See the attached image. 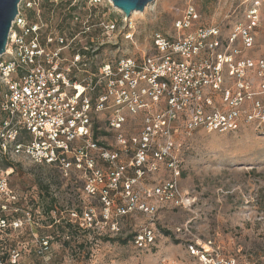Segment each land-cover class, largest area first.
Masks as SVG:
<instances>
[{
	"label": "rangeland",
	"instance_id": "rangeland-1",
	"mask_svg": "<svg viewBox=\"0 0 264 264\" xmlns=\"http://www.w3.org/2000/svg\"><path fill=\"white\" fill-rule=\"evenodd\" d=\"M49 1L58 9L61 4L64 9L77 8L79 20L65 25L64 38L75 40L74 52L90 50L86 72L80 77L98 82V91L91 94L94 102L106 99L102 110L93 113L94 124H99L97 140L110 156L118 154V165L126 169L109 204L99 195L86 194L81 172L64 177L24 158L13 159L11 170L0 161V175L8 179L16 196L1 214L10 226L0 232V256H12L16 250V264H203L192 249L211 243L213 264H264V125L260 119L247 118L257 104L264 113V0H155L129 18L110 0L98 4ZM189 6L196 10L198 20L190 30L178 32L175 24ZM64 9L61 14L57 10L42 15L56 36L61 35L59 28L68 14ZM112 24L114 31L105 28ZM197 29L214 32L205 40L200 59L212 57L222 68L220 89L205 90L212 102L204 112L237 110L239 127L227 132L204 127L191 130L193 113L184 109L171 122L170 136L164 133L166 128L151 134L140 170L137 153L144 148L148 127L165 115L167 100L156 102L137 92L127 103L117 105L108 66L114 70L123 60L140 62L155 55L157 34L172 40ZM65 54L71 55L70 51ZM231 60L239 76L230 71ZM240 82L245 99L234 106L231 100L242 89ZM160 151H168L163 159L155 155ZM100 164L109 165L105 160ZM168 183H176L184 205L177 206L165 194L163 200L154 196L155 188ZM45 184L50 186L48 194L41 189ZM44 197L56 200L50 215L44 211L48 203ZM90 211L92 224L82 220ZM16 214L20 217L13 220ZM48 216L56 220L54 225L47 226ZM15 221L22 225L15 228ZM68 221L74 229L66 233L65 243L61 235ZM145 229H151L156 240L140 248L132 238ZM42 238L50 242L44 255L39 253ZM11 256L5 257L6 264H13Z\"/></svg>",
	"mask_w": 264,
	"mask_h": 264
},
{
	"label": "built area",
	"instance_id": "built-area-1",
	"mask_svg": "<svg viewBox=\"0 0 264 264\" xmlns=\"http://www.w3.org/2000/svg\"><path fill=\"white\" fill-rule=\"evenodd\" d=\"M90 2L98 4L102 0ZM41 5V0H21L6 52L0 58V155L10 160L24 158L35 165L56 168L64 177L81 172L86 194L92 197L99 195L109 203V196L118 190L126 168L118 165V154L110 156L94 138L93 113L102 110L106 99L100 97L94 102L91 94L98 91V82L94 84L88 76L80 77L86 72L90 50L85 48L87 52H74L72 43L75 40H67L49 31L48 23L42 18ZM26 10L36 12L35 23L30 24ZM198 17L194 7L189 6L184 17L176 22L175 29L178 32L190 30ZM74 20L78 21L79 16L75 15ZM105 28L114 31L116 25H106ZM213 34L197 29L173 41L157 34L154 38L155 55L144 57L140 62L123 60L114 70L108 66L117 105L127 103L126 100L137 92L150 96L156 102L163 97L167 100L168 109L163 118L148 127L142 143L144 148L137 153V168L146 162L144 152L151 134L166 128L164 133L170 136L171 122L184 109L188 108L193 113L189 124L191 130L204 127L211 132H227L239 127L237 110L204 112L205 105L212 102L205 90L217 91L222 84L221 65L212 57L200 59L205 40ZM126 38H131V34L128 33ZM66 51L71 55H66ZM222 58L220 55L219 59ZM224 59L227 56L224 55ZM232 61L229 62L230 71L239 76L240 70L236 71ZM240 86L242 89L237 90L238 95L231 100L234 106L245 99V86L242 83ZM227 93L230 99V91ZM138 100L137 97L136 103ZM130 105L134 107V104ZM260 111V104H257L254 112L248 114V120L260 119V124H264V113ZM165 153L160 151L155 155L163 159ZM104 160L109 164L106 168L100 164ZM126 187L129 189L131 184ZM164 194L176 201L177 206L184 205L176 183L155 188L154 196L163 200ZM15 200L8 179L0 175V232L10 226L1 214ZM122 211L125 212L119 209ZM25 217L31 219L30 214ZM74 217L78 218V214L75 213ZM82 220L92 224L91 211L85 212ZM13 225L17 228L22 223L15 221ZM155 240V233L145 229L135 237L134 243L142 248L154 244ZM209 245L211 243L202 249H192L203 264H213L215 260ZM48 249V242L44 241L40 244L39 253L44 255ZM11 257L15 264L19 254L13 252Z\"/></svg>",
	"mask_w": 264,
	"mask_h": 264
},
{
	"label": "trees",
	"instance_id": "trees-1",
	"mask_svg": "<svg viewBox=\"0 0 264 264\" xmlns=\"http://www.w3.org/2000/svg\"><path fill=\"white\" fill-rule=\"evenodd\" d=\"M70 5H71V3H70ZM42 6V8H41V10H42V15H43V17H44V15L46 16V14H51V13H55L57 10H59L60 12V14H61V12H63V10L62 9H64L63 7H64V4H61V6L59 7L60 9H58V7L56 6H54V3H51L49 0H45V2L41 5ZM68 9V10H67ZM76 7L75 6H72V7H70V8H65L64 10H67L68 11V14L67 15H65L64 16V18H63V20H62V24H61V26H60V33H61V36L63 35H65V28H66V26L65 25H68L69 24V22H71V21H73L74 20V17H75V12H76ZM25 14L27 15V18H28V21L30 22V24H33V23H35L37 20H36V12L34 11V10H26L25 11ZM70 25V24H69ZM73 30V29H72ZM74 31V30H73ZM72 35V34H71ZM264 125V124H263ZM98 130H99V124L97 123V122H95V124H94V138H95V140H97V138H98V135H99V132H98ZM232 131V130H231ZM98 141V140H97ZM0 161L2 162H5L6 163V168L7 169H11V170H13L14 169V167H15V164L12 162V160H10L8 157H6V156H4L3 155V157H1V155H0ZM38 166H40V167H48V168H51V169H53L54 170V172L56 173V172H58L59 174H61L56 168H53V167H49V166H44V165H38ZM62 175V174H61ZM49 184H45V186H43L42 185V187H41V189H43V190H45V193H47L48 194V192H49ZM44 201H48V203H47V205L46 206H44L43 208H44V211H45V213L47 214V215H50L51 213H52V211H54V209H55V205H56V200L55 199H50V200H48V199H46L45 197H44ZM18 217H20L18 214H16V216H14V218H12L13 220H16ZM48 218V220L50 221L49 222V224H47V226H51V225H54L55 224V222H56V220H53V218H51L50 216H48L47 217ZM3 219H5L6 221H8V219L5 217V216H3ZM73 229H74V226L68 221V222H66V225H65V227L64 228H62V235H61V239H62V237L63 238H65V243H66V238H69V235H66V233H73ZM167 235H170V233L169 232H165ZM139 233H137V234H135L134 235V237L132 238V240H133V242H134V240H135V237L138 235ZM44 241H46V242H48V247H49V249H50V242L48 241V240H46L45 238H42V240L40 241V243L42 244ZM126 241H124V243H125ZM1 247V246H0ZM48 249V250H49ZM14 251H16V250H13V252ZM10 253H12V251L10 252ZM44 254H46V252L44 253ZM6 255H8V256H6ZM11 256V254H5L4 255V257L3 256H0V260H3V264H6L5 262V257H10ZM16 264V263H15Z\"/></svg>",
	"mask_w": 264,
	"mask_h": 264
},
{
	"label": "water",
	"instance_id": "water-1",
	"mask_svg": "<svg viewBox=\"0 0 264 264\" xmlns=\"http://www.w3.org/2000/svg\"><path fill=\"white\" fill-rule=\"evenodd\" d=\"M114 7L129 18L134 12H144L155 0H110ZM21 0H0V58L5 54L12 24L19 13Z\"/></svg>",
	"mask_w": 264,
	"mask_h": 264
}]
</instances>
